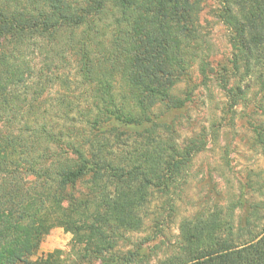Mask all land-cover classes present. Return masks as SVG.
<instances>
[{"label":"trees","instance_id":"obj_1","mask_svg":"<svg viewBox=\"0 0 264 264\" xmlns=\"http://www.w3.org/2000/svg\"><path fill=\"white\" fill-rule=\"evenodd\" d=\"M200 1L0 0V264H63L39 257L55 228L72 235L73 264H264L261 204L235 221L244 196L183 220L171 254L130 238L156 200L181 196L209 143L206 131L182 143L190 95H172ZM218 1L233 50L222 88L234 108L255 79L264 114V0ZM252 130L264 154V124Z\"/></svg>","mask_w":264,"mask_h":264},{"label":"rangeland","instance_id":"obj_2","mask_svg":"<svg viewBox=\"0 0 264 264\" xmlns=\"http://www.w3.org/2000/svg\"><path fill=\"white\" fill-rule=\"evenodd\" d=\"M220 8L218 0L199 2L195 55L190 57L188 70L172 93L182 99L190 95L191 102L175 116L182 143L206 131L208 146L194 158L181 196L174 194L156 200L147 227L130 235L137 245L159 247V254L173 252L183 220L193 218L198 212L240 204L241 196L245 204L235 214L236 223L244 222L247 206L258 203L262 206L258 230L264 228V154L260 145L255 146L252 130L253 125L264 124V114L256 110L261 103L259 86L253 79L247 100L232 108L219 77L232 67L233 58L229 31L218 16ZM74 67L65 73L75 75ZM224 75L230 79V87L233 86L235 77L229 73ZM162 109L161 105L155 109L157 115ZM171 203L174 210L169 207ZM72 209L70 204L64 207L65 212ZM71 242V234L55 228L42 243L39 257L59 252L63 264H73L76 259L71 252ZM90 264L98 262L92 260Z\"/></svg>","mask_w":264,"mask_h":264}]
</instances>
